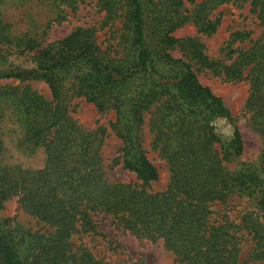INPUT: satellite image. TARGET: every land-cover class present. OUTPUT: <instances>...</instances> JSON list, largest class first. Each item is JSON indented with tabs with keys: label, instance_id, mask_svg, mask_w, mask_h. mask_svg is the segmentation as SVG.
Returning <instances> with one entry per match:
<instances>
[{
	"label": "trees",
	"instance_id": "1",
	"mask_svg": "<svg viewBox=\"0 0 264 264\" xmlns=\"http://www.w3.org/2000/svg\"><path fill=\"white\" fill-rule=\"evenodd\" d=\"M71 10L80 0H61ZM249 4L262 29L260 37L236 31L222 49L229 58L207 54L199 36L177 37L188 23L211 35L221 23L212 13L224 4ZM103 26H115L117 43L103 48L95 27L78 26L65 37L43 44L19 33L4 17L0 0V211L18 198L19 206L52 227L39 232L0 220V264H103L72 236L95 232L96 213L138 238L162 240L184 264H246L240 242L249 235V264H264V0H97ZM247 40L249 46H241ZM237 44V45H236ZM179 50L182 57H175ZM30 59L26 66L11 55ZM225 56V57H226ZM211 71L227 81L246 80V110L262 139L258 164L230 169L244 141L235 127L221 136L216 121L230 119L223 99L202 84L197 72ZM45 82L51 99L28 84ZM83 98L99 113L113 110L112 129L122 140L112 164L133 173L135 181H115L101 155L105 129L89 131L72 116L71 100ZM152 148L169 167L163 192L149 190L160 177L143 147V126ZM42 153L41 166L32 160ZM235 196L257 198L262 223L213 220V206ZM222 217L224 219H222Z\"/></svg>",
	"mask_w": 264,
	"mask_h": 264
},
{
	"label": "rangeland",
	"instance_id": "2",
	"mask_svg": "<svg viewBox=\"0 0 264 264\" xmlns=\"http://www.w3.org/2000/svg\"><path fill=\"white\" fill-rule=\"evenodd\" d=\"M187 7H193L191 0H185ZM201 0H195L199 2ZM221 18L218 30L211 35H201L194 24L188 23L177 29L175 36H199L205 44L207 54L213 58H222L229 62L227 51L222 49L230 41L232 33L236 31L250 32L251 39L260 37L262 29L258 20L250 10L249 4L236 5L224 4L212 13ZM4 17L13 24L19 33H28L37 36L43 44L59 40L68 35L78 26L95 27L99 44L105 49H112L117 43V29L115 26H103L104 12L97 4V0H80L78 8L71 10L61 0H5ZM250 40L241 44L249 46ZM237 45V44H236ZM175 57H182L179 50L173 52ZM226 56V57H225ZM10 60L18 65H28L30 59L12 53ZM202 84L208 86L220 96L230 111V119L221 118L216 121L217 131L224 138H231L236 127L244 141V151L241 156L232 161L230 169H236L241 164H258L262 139L251 125L250 114L246 110V101L249 94V85L246 80L227 81L223 76H218L211 71L197 72ZM1 84H18L17 79H3ZM31 88L41 93L47 99H51V91L48 85L41 80H30ZM72 116L77 122L89 131L105 129L101 155L107 168V174L115 181H135L133 173L127 172L120 165L112 166L113 162L120 157L122 140L112 129L111 124L116 120L113 110L99 113L96 107L85 99L75 97L71 100ZM148 118L143 126V147L149 159L159 170V179L148 187L153 192H163L167 189L170 181L169 167L159 153L152 148L153 135L148 128ZM42 153L32 160L33 166H41ZM213 220L218 219V214H225L229 221L241 223L242 218L254 213L251 221L262 223L257 214V198L248 196H235L225 205L213 206ZM8 218L13 223L20 224L34 231L46 232L54 229L40 219L29 214L19 206L18 198L12 197L5 202L0 211V220ZM220 218V217H219ZM222 219H224L222 217ZM93 220L97 226L95 232L77 233L72 236V242L76 246H86L103 264H184L172 252L165 248L162 240L152 241L138 238L130 232L114 224L112 217L103 213H96ZM253 244L249 235H244L240 242V261L249 264L253 255Z\"/></svg>",
	"mask_w": 264,
	"mask_h": 264
}]
</instances>
